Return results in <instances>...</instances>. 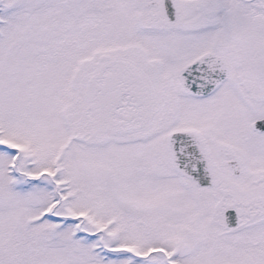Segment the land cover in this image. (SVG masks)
<instances>
[{"label":"snow or ice","instance_id":"6c2138e0","mask_svg":"<svg viewBox=\"0 0 264 264\" xmlns=\"http://www.w3.org/2000/svg\"><path fill=\"white\" fill-rule=\"evenodd\" d=\"M0 264H264V0H0Z\"/></svg>","mask_w":264,"mask_h":264}]
</instances>
